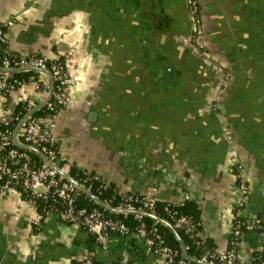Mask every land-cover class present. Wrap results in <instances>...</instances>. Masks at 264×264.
Segmentation results:
<instances>
[{
    "label": "crops",
    "instance_id": "0c3cea01",
    "mask_svg": "<svg viewBox=\"0 0 264 264\" xmlns=\"http://www.w3.org/2000/svg\"><path fill=\"white\" fill-rule=\"evenodd\" d=\"M199 4L200 54L191 45L186 0H0V20H16L7 30L9 52L65 60L70 98L53 135L63 166L94 173L121 195L194 201L200 235L219 252L231 244L240 177L249 187L242 216L264 222V0ZM46 96L33 81L0 93V121L21 98L42 103ZM261 237L243 232L239 261L254 257ZM86 258L168 264L144 235L113 234L104 248L80 225L40 214L20 189L0 192V264Z\"/></svg>",
    "mask_w": 264,
    "mask_h": 264
},
{
    "label": "built area",
    "instance_id": "2783aa9c",
    "mask_svg": "<svg viewBox=\"0 0 264 264\" xmlns=\"http://www.w3.org/2000/svg\"><path fill=\"white\" fill-rule=\"evenodd\" d=\"M187 6L190 15L194 17L191 31L196 35L195 40H198L202 25L199 0H187ZM15 21V18L0 20V93L2 98L30 81L35 83L37 91H44L47 96L42 103H35L28 97L21 98L14 105L13 115L5 121L6 123L15 121L13 127L3 128L0 121V179L2 180L0 192L21 185L34 197L31 201L33 206L36 204L35 198L47 200L52 197L54 200H60L64 206L60 212L62 220L85 227L106 248L113 234L130 235V228L122 221L106 217L101 210L87 211L85 208L76 206V197L78 191L81 190L80 186L83 185L72 178L69 169L63 166L66 159L62 150L50 146V143L54 142L52 130L56 126L57 114L70 98L69 85L71 78L66 70L65 60L54 61L46 56L36 54L12 55L5 45L7 30L15 24ZM18 70H34L38 73L47 74L50 81L46 84L44 81L36 79L37 77L34 75L24 79L15 78L13 72ZM2 98L0 99V105H3ZM19 104H22L24 112H16V107ZM38 108H43L44 113L33 116L32 113ZM227 141L231 146V160L240 170L239 152L232 148L234 137L230 132H227ZM23 146L36 149L42 155V161L37 162L29 152L22 149ZM94 178L101 179L98 175ZM239 186L243 199L235 209V220H237L233 224L231 246L218 252L219 259L223 264H234L238 259L237 247L243 234V227L246 230L259 229L264 234V222L255 223L249 220H241L249 187L247 181L242 177H240ZM102 187H106V184L102 183ZM136 201L138 202L139 199L134 198V195H129L120 203L117 209L124 212H134L138 219H142L147 210L154 213L156 200H143V205L139 207L134 204ZM57 208L55 210H58ZM52 210H54V207H52ZM48 213L53 212L48 210ZM184 225L188 231L195 228L188 217L181 216L178 218L176 226ZM138 234L146 236V231L139 228ZM150 234L151 236H146L149 245L152 247L157 241L159 245L157 252L164 255L168 261L172 260L177 253L165 245L164 239L156 226L150 230ZM260 248H264V239L261 240ZM210 257H213V254H205L201 259L202 264H215ZM80 264L97 263L91 258H86L80 261ZM176 264H188V262L182 259ZM261 264H264V261Z\"/></svg>",
    "mask_w": 264,
    "mask_h": 264
},
{
    "label": "trees",
    "instance_id": "16d2710c",
    "mask_svg": "<svg viewBox=\"0 0 264 264\" xmlns=\"http://www.w3.org/2000/svg\"><path fill=\"white\" fill-rule=\"evenodd\" d=\"M11 54L15 55L13 53ZM33 73H36V71L18 70L13 72V76L18 79H24L28 78ZM19 111L24 112L22 104H19L16 107V112ZM43 113L44 109L38 108L32 113V115L35 116ZM14 125L15 121H9L8 123L4 121L1 123V126L3 128L13 127ZM50 146L55 149L59 148L55 144V141L51 142ZM22 149L29 152L37 162L42 161V155L36 149L24 146L22 147ZM69 174L72 178L81 182V184L87 190H89L94 196H96L100 200L97 201L93 196L81 189L78 191L75 203L78 208H85L87 211H92L94 209L101 210L106 217L124 222L130 228V235L138 234L139 228H143L146 231V236H151L150 230L156 226L158 232L162 235L164 239L165 245L169 246L173 251H176L177 253L172 260L168 261L166 259L168 264H176L182 259L187 260L188 264H202L201 259L205 254H213V257H210V259L213 260L215 264H223L222 261L219 259L218 251L212 247L208 240H206L200 235L201 210L198 204L194 201L186 200L180 205L156 201L154 213H152L151 210H147L145 211L142 219H138L135 216L134 212H124L122 210L117 209L120 203L123 202L126 198H128L129 195L127 196L119 194L114 184L109 183L107 181H103L102 178L95 179L94 177L96 176V174L89 173L77 166H71L69 168ZM102 183H105L106 187H102ZM1 185L2 180L0 179V189ZM14 188L20 189L23 197L28 199V201L31 202L34 199L32 194L25 190L21 185H17ZM134 198L139 199L138 202L136 201L134 203L136 207L142 206V202H144L143 200H146V198L140 195H134ZM35 199V208H37L39 213L42 215L48 214L49 210V212L52 211L53 213H56L60 216V212L64 208L60 200H54V198L52 197L47 200L42 198ZM52 207H54V210H52ZM56 207H58V210H55ZM181 216L188 217L190 223H192L195 228L191 231H188L185 225L176 226L177 220ZM236 220L234 219V222ZM241 220L245 221V218L242 217ZM81 227L85 228L83 226ZM245 231L247 230L245 229V227H243L242 233ZM92 235L96 238L94 234ZM263 239L264 234H262L261 237V240ZM158 247L159 245L156 241L152 245V248L155 251H158ZM263 261L264 248H259L255 252L254 257L251 260L241 262L237 259L234 264H261ZM77 264H80V262H78Z\"/></svg>",
    "mask_w": 264,
    "mask_h": 264
},
{
    "label": "rangeland",
    "instance_id": "374dc122",
    "mask_svg": "<svg viewBox=\"0 0 264 264\" xmlns=\"http://www.w3.org/2000/svg\"><path fill=\"white\" fill-rule=\"evenodd\" d=\"M200 16H201V18H202V25H201V29H200V33H199V35H198V40H195V36L196 35H194V33L191 31V45L194 47V50L196 51V52H198L199 54H200V52H201V46H204L205 47V41H204V37H203V32H204V20H203V17H202V14H201V12H200ZM191 21L194 23V17L193 16H191ZM223 74V73H222ZM43 74H39L38 76H39V78L41 79V80H43V76H42ZM33 84H34V86H35V83L33 82ZM57 125V124H56ZM55 128H56V126L53 128V130H52V135H54V130H55ZM241 173L242 174H244V175H247L246 173H245V171L242 169L241 170ZM245 176H243L242 178L244 179V180H246L245 178H244ZM243 210H244V208H243Z\"/></svg>",
    "mask_w": 264,
    "mask_h": 264
},
{
    "label": "water",
    "instance_id": "95a60500",
    "mask_svg": "<svg viewBox=\"0 0 264 264\" xmlns=\"http://www.w3.org/2000/svg\"><path fill=\"white\" fill-rule=\"evenodd\" d=\"M68 178H70V176H68ZM82 190L86 191L88 194H90L91 196H93L97 201H100L96 196H94L89 190H87L85 187L80 186Z\"/></svg>",
    "mask_w": 264,
    "mask_h": 264
},
{
    "label": "flooded vegetation",
    "instance_id": "af4514ba",
    "mask_svg": "<svg viewBox=\"0 0 264 264\" xmlns=\"http://www.w3.org/2000/svg\"><path fill=\"white\" fill-rule=\"evenodd\" d=\"M186 6H187V0H186ZM199 7H200V12H201V6H200V4H199ZM187 10H188V6H187ZM188 13H189V10H188ZM189 17L191 18V15H190V13H189ZM191 20V19H190ZM191 25H192V23H191ZM192 27V26H191Z\"/></svg>",
    "mask_w": 264,
    "mask_h": 264
}]
</instances>
